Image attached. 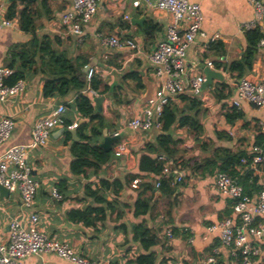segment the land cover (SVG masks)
I'll use <instances>...</instances> for the list:
<instances>
[{
	"label": "crops",
	"instance_id": "0c3cea01",
	"mask_svg": "<svg viewBox=\"0 0 264 264\" xmlns=\"http://www.w3.org/2000/svg\"><path fill=\"white\" fill-rule=\"evenodd\" d=\"M134 1L99 0L97 14L85 26L86 35L81 42L60 19L72 6L73 0H47L46 6L42 0L36 1L34 34L48 35L54 48L76 65H81L84 74L86 68L96 67V75L103 79L101 90L106 85L110 88L106 93H98L97 97L105 98L101 110L93 96L97 112L105 114L110 123L104 131L107 130L112 136L114 132L124 129V135L113 143L111 159L98 172L91 168L88 176H83L75 175L71 170L75 158L74 142L80 139L79 131L77 137L72 134L69 138L65 128H53L47 145L32 149L28 156L33 176L39 182L32 209L27 210L22 206L18 191L10 192L7 197L0 194V240L9 239L10 222L17 218L26 228L36 227L50 238L68 244L77 255L88 261L127 264L148 253L137 238V232L150 228L158 238V243L151 248L156 252V264H208L207 258L212 255L221 264H240L238 256L223 246L218 235L207 231L208 225L227 217L226 211L233 201L215 187L214 177L217 172L201 174L198 167L204 163L205 158L214 155L217 147L249 152L257 139L264 137V108L244 101L241 108L244 117L229 124L225 114L232 107L230 103L235 97L236 86L229 73L223 72L224 81L233 90L232 96L218 101L213 91L221 81L214 80L204 97L200 98L203 105L198 117L199 128L177 124L172 131L174 137L181 140L177 154L179 159L177 162H168L177 167L183 165L186 173L182 183H172L176 188L175 193L171 196L162 195L154 184L155 175L142 174L132 181V175L140 173V159L146 144L154 142L161 131L153 128L134 132L124 127L145 106L150 85L153 93L158 87L149 56L164 36L171 20L168 12L148 6L144 0L140 7H136ZM189 1L202 6L205 36H199L188 50L187 77L204 73L207 60L214 62L224 57L228 61L225 63H229L240 59L246 47L243 24L256 20L255 6L249 0ZM261 1L264 3V0ZM12 3L10 0H0V20L7 18ZM17 3L21 9L23 2ZM127 15L130 19H126ZM12 20L13 27L0 30V67H8L9 50L13 45L29 43L34 35L20 28L19 16ZM148 22L160 28L153 40H148L145 32ZM258 24L264 34V17L258 20ZM216 33L221 38L210 41ZM100 35L132 38L140 44L141 49L139 52L126 48L111 49L102 43ZM219 42L222 44L221 55L216 48ZM132 71L140 72L145 86L143 90H138L134 81L126 80L125 76ZM247 76L254 81L264 77V46H259L253 69ZM44 79L45 74H34L23 80L26 88L22 94L12 96L7 102L0 101V116H8L15 121L11 138L0 144V157L10 146L30 145L36 121L49 115L63 102L71 103L76 98L74 91L64 99H45L42 96ZM118 86H123L126 92L123 94V104H116L112 96ZM84 93L89 95L87 91ZM175 102L183 104L179 98ZM72 118L73 124L85 122L77 113H73ZM104 131L100 143L104 141ZM218 133H225L230 138L220 139ZM121 143L126 145L123 152L118 147ZM247 166H250L249 171L244 164L238 170L240 174L250 177V196L256 197L264 190V167ZM102 179L110 182L119 180L123 189L114 186L111 189L96 187ZM147 181L154 185L153 194L152 191H145L144 183ZM92 182L97 183L93 189L101 188L98 194H102L105 202L97 201L94 195L86 191V185ZM53 188L59 190L62 199L54 198ZM139 195L142 198L153 195L152 208L148 213L136 215L135 202ZM33 211L39 215L36 224L30 223L29 219ZM255 223L264 227V214L258 216ZM258 246L259 253L253 256L252 264H264V236L258 241ZM24 264L73 263L54 253H40L26 258Z\"/></svg>",
	"mask_w": 264,
	"mask_h": 264
},
{
	"label": "built area",
	"instance_id": "2783aa9c",
	"mask_svg": "<svg viewBox=\"0 0 264 264\" xmlns=\"http://www.w3.org/2000/svg\"><path fill=\"white\" fill-rule=\"evenodd\" d=\"M142 0H135L133 5L140 7ZM148 6L156 10L168 12L171 20L168 23L164 36L156 43L149 59L154 75L157 78L158 87L151 100L147 101L140 112L128 120L125 129L134 132L149 131L153 128L160 129L162 124L163 107L170 101H175L179 95L187 94L191 98H202L206 94L203 84L206 81L204 73L187 77V53L199 36H205L203 31L204 13L200 3L189 0H144ZM256 9V20L243 24L244 28H252L258 24V20L264 17V3L261 0H249ZM99 0H73L72 6L61 15V22L81 42L86 35L85 26L89 24L97 14ZM126 19H130L127 15ZM14 26V20H0V30ZM221 38L219 33L212 36L210 41ZM102 43L111 49L126 48L139 52L140 44L132 38H121L117 35H100ZM206 45V44H204ZM264 46V38L260 41ZM221 62H228L221 57ZM207 66L218 70L215 63L207 60ZM226 72L225 70H218ZM98 70L90 66L86 72V80L89 84L87 92L91 96H99L91 87V82ZM13 73V69L0 67V101L7 102L12 96L20 95L25 91L23 80L13 86L5 83V79ZM233 78V77H232ZM235 83V97L231 99V106L242 108L244 101L264 108V77L254 81L249 76L240 79L233 78ZM65 106L59 105L49 115L40 118L33 126L30 145H13L0 157V184L10 192H20L22 206L31 210L35 200L39 182L34 178L28 156L32 149L45 147L55 127L65 128ZM78 123L68 128L74 129ZM15 121L8 116H0V144L7 142L14 131ZM124 135V129L118 130L112 136ZM123 152L126 145H118ZM248 154L251 157L242 158V164L264 167V144H254ZM163 155L161 158H164ZM186 176L181 167L167 162L161 176H157L154 184L160 188L162 179L173 178L172 183L180 184ZM138 180H136L137 182ZM215 187L219 192L227 195L234 202L235 216L225 218L219 222L208 225L210 234H217L223 246L234 255H240V264H252L253 256L259 253L258 241L264 236L262 224H256L258 216L264 214V190L258 196L252 197L245 193L244 187L238 181L225 172H217L214 177ZM52 195L57 200L62 199V194L57 188H53ZM30 223L36 224L39 219L37 213L30 212ZM254 238V240H253ZM40 253H54L73 264H107L88 261L77 255L74 250L65 243L50 238L36 227L26 228L23 222L14 218L10 222L9 239L0 240V264H24V260ZM208 264H221L215 255L207 258Z\"/></svg>",
	"mask_w": 264,
	"mask_h": 264
},
{
	"label": "trees",
	"instance_id": "16d2710c",
	"mask_svg": "<svg viewBox=\"0 0 264 264\" xmlns=\"http://www.w3.org/2000/svg\"><path fill=\"white\" fill-rule=\"evenodd\" d=\"M42 4L46 6L47 0H42ZM35 5L36 1L27 0L23 2V7L19 9L18 3L13 2L6 16L8 19L19 16L20 28L27 33L34 34L37 16ZM159 30L158 25L153 22H148L145 27L147 39L153 40ZM243 30L246 47L242 57L229 63L214 60L217 68L225 70L231 77L237 79L246 76L252 71L260 41L264 38L259 24L252 28H244ZM216 48L218 49L219 55H221L223 52L220 42L216 45ZM7 64L9 68L13 69V73L5 79V83L9 86H13L17 82L26 80L34 74L41 72L45 74L42 92V96L45 99H64L72 92H76V98L73 102H63L66 108L64 113L65 129L69 138H71L72 133L68 127L74 123L72 114L77 113L85 119V122L78 128L80 139L74 142L75 158L72 162L71 170L73 174L83 176H88V170L91 168L98 172L102 168V165L111 159L113 153L112 150L106 151L100 143L103 131L109 127L110 123L105 114L97 112L93 102V96L84 93V91H87L89 84L86 80V74L82 72L81 65H76L65 54L59 53L54 48L53 41L48 35L37 36L36 34L33 35L29 43H18L10 48ZM125 77L126 80L134 81L138 90L144 89L145 86L140 72L132 71ZM102 84L103 79L95 75L90 85L99 94L106 93L110 90L108 85L101 90ZM118 87L113 90L112 96L116 104H123L125 103L123 94L126 92L123 86ZM232 91L225 81H221L215 86L213 94L218 101H223L232 96ZM178 98L183 103L182 105H179L175 101H170L163 107L160 118L162 124L160 128L161 132L154 142L146 144L144 154L140 159V173L132 175V181L135 177L142 174L159 176L162 174L163 168L169 160H173L174 162L178 161V145L181 140L174 137L172 133L177 124L181 127L189 126L193 129L199 128L198 117L202 111L203 101L184 94L179 95ZM225 115L229 124H234L237 120L244 117L243 111L235 106L228 108ZM218 138H230V136L225 133H218ZM255 144H264V137L263 139L262 137L261 139H257ZM163 154L167 158H161ZM244 157H249L251 160L250 155L245 150L217 147L211 158L204 159V163L198 167V171L201 174L207 172L209 174H214L219 171L225 172L235 178L244 187L245 193L250 195L252 192L249 183L250 177L240 174L238 170L239 166H243L241 160ZM247 165L250 164H246L244 167L249 171L250 166ZM181 169H184L183 165ZM172 182V177L162 179L159 188L162 195L171 196L175 193L176 188L172 185ZM99 183L100 185H97L96 182L86 185V191L90 195H94L99 202H105L106 199L102 194H98L101 188L93 189L94 185H97L96 187H107V189H111L112 186L119 188V190L123 189V184L119 180L110 182L102 179ZM144 186L145 191H152L153 194L154 185L151 181L144 183ZM152 198L153 195L148 198H142L139 195L135 202V214L141 215L148 213L152 208ZM233 205L234 202L231 203L230 208L226 211L227 217L225 218L235 216ZM137 234H139L137 238H139L141 245L147 249L148 253L139 256L137 260L130 261L127 264H156V252L151 250V248L158 243L157 235L150 228L139 231ZM240 257L238 255L239 260Z\"/></svg>",
	"mask_w": 264,
	"mask_h": 264
},
{
	"label": "water",
	"instance_id": "95a60500",
	"mask_svg": "<svg viewBox=\"0 0 264 264\" xmlns=\"http://www.w3.org/2000/svg\"><path fill=\"white\" fill-rule=\"evenodd\" d=\"M11 2H24L27 0H10ZM30 1H37V0H30ZM134 21H139L140 20H134ZM88 71V68H86L85 72ZM204 73L206 76V81L203 84V90L206 91L213 83L214 80H219V81H224L225 80V76L223 74V72L215 70L209 66L205 67L204 69ZM154 96L153 93V87L150 85L148 92L146 94V102L151 100ZM104 96H100V97H95L94 101L98 107L99 110H101V104L104 101ZM82 122L78 123V126L74 129H71V133L73 134L74 137H77V131L78 128L81 126ZM120 139L119 136H111L109 135V133L107 132V130L104 131V141L101 143V146L106 150V151H111L113 149V143L118 141ZM10 191L2 184H0V194L2 196L7 197L9 195Z\"/></svg>",
	"mask_w": 264,
	"mask_h": 264
}]
</instances>
